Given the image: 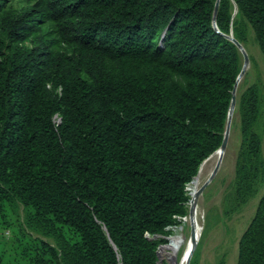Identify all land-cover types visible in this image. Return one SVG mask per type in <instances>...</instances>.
Returning a JSON list of instances; mask_svg holds the SVG:
<instances>
[{"label":"trees","instance_id":"trees-1","mask_svg":"<svg viewBox=\"0 0 264 264\" xmlns=\"http://www.w3.org/2000/svg\"><path fill=\"white\" fill-rule=\"evenodd\" d=\"M215 2L0 0V201L36 233L24 264H158L222 143L241 68L226 35L250 25L264 55V0H219L214 26ZM235 174L237 203L264 183L248 124ZM237 264H264V193Z\"/></svg>","mask_w":264,"mask_h":264},{"label":"rangeland","instance_id":"rangeland-1","mask_svg":"<svg viewBox=\"0 0 264 264\" xmlns=\"http://www.w3.org/2000/svg\"><path fill=\"white\" fill-rule=\"evenodd\" d=\"M229 11L236 20L237 7L232 1ZM245 31V40L240 44L247 54L248 63L239 76L241 82L235 91V105L231 113L228 141L219 167L196 196L193 211L199 226L201 225V232L188 264H237L240 238L253 219L257 204L264 193L263 183L254 194L242 197L238 203L236 201L239 195L234 180L242 128L245 124H248L250 131L260 135L261 156L264 159V55L256 42L251 26L247 24ZM239 52L241 70L244 58L241 51ZM249 88L254 91L253 99L241 101V97ZM213 155L211 154L204 162ZM214 167L215 160H209L201 176L202 185L209 178ZM190 183L185 188L189 197L186 205L187 213L177 219L175 227L169 228L170 234L163 236L165 241L156 249L158 264H170L172 256L174 264H179L186 254L185 250L193 232L190 222L191 198L188 190ZM27 224L26 213L21 203L13 200L0 201V254L10 264H24L20 254L21 244L25 242L29 233L36 235ZM172 236L177 238L178 243L174 240L173 246L161 249L164 245L172 244Z\"/></svg>","mask_w":264,"mask_h":264},{"label":"bare ground","instance_id":"bare-ground-1","mask_svg":"<svg viewBox=\"0 0 264 264\" xmlns=\"http://www.w3.org/2000/svg\"><path fill=\"white\" fill-rule=\"evenodd\" d=\"M240 82H241V77L237 78L235 91H237ZM230 121H231V118H230ZM229 124H230V122H229ZM212 159L215 160V164H216L218 162V160H219V153L216 152L211 158H209V160H212ZM209 160H207L206 162H203V164H201L202 162L200 163L201 166L199 167L197 175L194 177V179L191 181V183L189 185V189L188 190H189V195H190V198H191L190 202H191V206L193 208L195 207V204H196V196L198 194V191H199L200 187L202 186L201 176H202V173L204 172V169H205V167H206V165H207ZM190 222H191V224L193 226V236H192V239L189 242V244H188V246H187V248L185 250L186 254L183 255L182 260L180 261L179 264H188L190 256H191V254L193 252V248H194L195 244L197 243V241L199 239V236H200V232H201V227L200 226L201 225L199 226V224L197 222V219H196V216H195V212L193 213V216L190 218ZM178 238H180V236ZM176 239H177L176 237L175 238L173 237L172 238V244L169 243L167 245H164V246H162L161 249H165V247H168V246H173L175 241H176V243H178ZM170 264H174V257L173 256L170 258Z\"/></svg>","mask_w":264,"mask_h":264},{"label":"water","instance_id":"water-1","mask_svg":"<svg viewBox=\"0 0 264 264\" xmlns=\"http://www.w3.org/2000/svg\"><path fill=\"white\" fill-rule=\"evenodd\" d=\"M218 4H219V0H216L215 2V9H214V15H213V24L215 26V15H216V11H217V8H218ZM226 37L228 39H230L236 46L237 48L239 49V51H241L242 55H243V58H244V65H243V68L240 70L237 78L239 76L242 75V73L244 72L245 70V67L248 63V57H247V54L245 53L243 47L241 46L240 42H238L234 37L233 35L230 33L229 35H226ZM236 82H237V79H236ZM236 82L233 86V89L231 91V102H230V106H229V110H228V115H227V121H226V126H225V129H224V132H223V139H222V143L220 145V147L214 151L212 154H215L216 152L219 153V160L218 162L215 164V167L214 169L212 170L209 178L204 182V184L200 187L199 191L204 187L206 186V184L209 182V180H211V178L215 175V173L217 172V169L219 167V164H220V161H221V158L223 156V153L225 151V148H226V145H227V141H228V134H229V122H230V118H231V113H232V110L234 108V105H235V86H236ZM211 156V155H210ZM208 158V157H207ZM206 158V159H207ZM204 162V161H203ZM198 191V193H199ZM191 206V205H190ZM193 207L191 206L190 208V218L193 216ZM192 236H193V232L191 234V239H192ZM156 253L158 254V251H156Z\"/></svg>","mask_w":264,"mask_h":264},{"label":"built area","instance_id":"built-area-1","mask_svg":"<svg viewBox=\"0 0 264 264\" xmlns=\"http://www.w3.org/2000/svg\"><path fill=\"white\" fill-rule=\"evenodd\" d=\"M178 218H179V217H178ZM172 227H175V225L169 226V227H167V229L172 228ZM173 237L175 238V236H172L171 239H172Z\"/></svg>","mask_w":264,"mask_h":264}]
</instances>
